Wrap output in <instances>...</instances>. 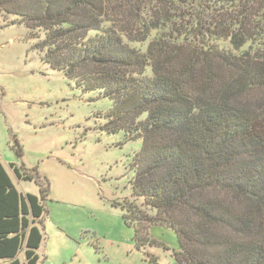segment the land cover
I'll list each match as a JSON object with an SVG mask.
<instances>
[{"label": "trees", "instance_id": "16d2710c", "mask_svg": "<svg viewBox=\"0 0 264 264\" xmlns=\"http://www.w3.org/2000/svg\"><path fill=\"white\" fill-rule=\"evenodd\" d=\"M132 1L0 0V12L42 30L45 62L112 101L113 132L142 140L132 198L156 215L122 206L137 245H155L143 230L163 226L175 264H264V56H250L262 50L264 0H145V52L125 41ZM47 193L19 192L0 162V264H38Z\"/></svg>", "mask_w": 264, "mask_h": 264}, {"label": "rangeland", "instance_id": "374dc122", "mask_svg": "<svg viewBox=\"0 0 264 264\" xmlns=\"http://www.w3.org/2000/svg\"><path fill=\"white\" fill-rule=\"evenodd\" d=\"M141 2L149 7L133 0V19L124 17L135 28L125 41L145 52L155 32L148 36L152 20ZM15 20L0 12V162L19 192L41 198L40 187L48 188L38 264H175L179 244L172 229L143 230L156 243L137 245L123 219L122 206L130 203L142 220L156 215L132 198L133 159L142 140L129 139L123 128L113 132L112 101L53 70L37 48L43 31ZM261 39V52L252 46L251 57L264 56V34ZM11 164L32 180L19 181ZM19 259L23 264V255Z\"/></svg>", "mask_w": 264, "mask_h": 264}, {"label": "crops", "instance_id": "0c3cea01", "mask_svg": "<svg viewBox=\"0 0 264 264\" xmlns=\"http://www.w3.org/2000/svg\"><path fill=\"white\" fill-rule=\"evenodd\" d=\"M3 165V164H2ZM4 166V165H3ZM6 169V168H5ZM12 180V179H11ZM24 194V193H23ZM22 263V262H21ZM23 264H24V259H23Z\"/></svg>", "mask_w": 264, "mask_h": 264}]
</instances>
